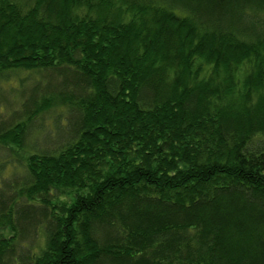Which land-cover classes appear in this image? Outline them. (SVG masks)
Wrapping results in <instances>:
<instances>
[{
  "label": "trees",
  "instance_id": "16d2710c",
  "mask_svg": "<svg viewBox=\"0 0 264 264\" xmlns=\"http://www.w3.org/2000/svg\"><path fill=\"white\" fill-rule=\"evenodd\" d=\"M20 73L0 264H264V0H0Z\"/></svg>",
  "mask_w": 264,
  "mask_h": 264
},
{
  "label": "rangeland",
  "instance_id": "374dc122",
  "mask_svg": "<svg viewBox=\"0 0 264 264\" xmlns=\"http://www.w3.org/2000/svg\"><path fill=\"white\" fill-rule=\"evenodd\" d=\"M14 75L16 76H13V78L10 80L9 83L0 82V104H1L0 108L1 109L4 108V111L10 114V117L12 113L19 111L22 108L21 103L23 101L22 96L20 97V92L13 91L10 88L19 87V84L22 81L24 83L23 87L27 91L25 92V97H27L29 95L28 94L29 89L36 83V81L39 80L41 76L39 74L27 75L26 73H20ZM66 117H67L66 110L54 109L37 118L33 122L31 128V134L27 140V146L29 147L35 146L40 149L45 147H48L49 149H54L55 147H57V144L59 142V139H57V135L58 134L61 135L66 130L64 123ZM7 160H12L10 153L6 149L0 148V165L6 162ZM18 162H21V160H19ZM12 173H13V168L6 166V168L3 171H1L0 176L2 178L7 179L12 175ZM63 197L70 199L69 194L66 192L62 193V198ZM42 242H43V238L41 237L39 239V243Z\"/></svg>",
  "mask_w": 264,
  "mask_h": 264
}]
</instances>
